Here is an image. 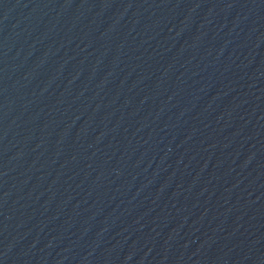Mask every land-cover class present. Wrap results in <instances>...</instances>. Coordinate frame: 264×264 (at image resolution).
I'll return each instance as SVG.
<instances>
[{
  "label": "water",
  "instance_id": "obj_1",
  "mask_svg": "<svg viewBox=\"0 0 264 264\" xmlns=\"http://www.w3.org/2000/svg\"><path fill=\"white\" fill-rule=\"evenodd\" d=\"M264 228V0H0V264H241Z\"/></svg>",
  "mask_w": 264,
  "mask_h": 264
}]
</instances>
